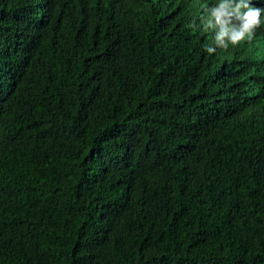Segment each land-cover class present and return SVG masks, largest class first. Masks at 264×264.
<instances>
[{"label": "trees", "instance_id": "1", "mask_svg": "<svg viewBox=\"0 0 264 264\" xmlns=\"http://www.w3.org/2000/svg\"><path fill=\"white\" fill-rule=\"evenodd\" d=\"M206 3L0 0V264H264V24Z\"/></svg>", "mask_w": 264, "mask_h": 264}, {"label": "clouds", "instance_id": "2", "mask_svg": "<svg viewBox=\"0 0 264 264\" xmlns=\"http://www.w3.org/2000/svg\"><path fill=\"white\" fill-rule=\"evenodd\" d=\"M264 6L253 0H207L199 20L193 19L194 30L211 33L212 39L203 44L208 54L217 49L227 50L242 42H251L257 28L264 24Z\"/></svg>", "mask_w": 264, "mask_h": 264}]
</instances>
